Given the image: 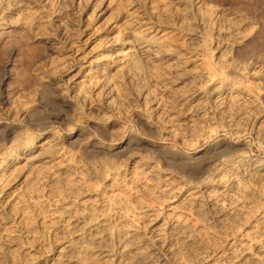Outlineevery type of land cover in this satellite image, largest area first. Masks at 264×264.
I'll return each mask as SVG.
<instances>
[{"label":"rangeland","instance_id":"rangeland-1","mask_svg":"<svg viewBox=\"0 0 264 264\" xmlns=\"http://www.w3.org/2000/svg\"><path fill=\"white\" fill-rule=\"evenodd\" d=\"M0 184V264H264V0H0Z\"/></svg>","mask_w":264,"mask_h":264},{"label":"bare ground","instance_id":"bare-ground-1","mask_svg":"<svg viewBox=\"0 0 264 264\" xmlns=\"http://www.w3.org/2000/svg\"><path fill=\"white\" fill-rule=\"evenodd\" d=\"M123 24H125V23H123ZM135 25H136V24H135ZM137 25H138V24H137ZM157 27H158V26H157ZM129 29H130V28H129ZM130 30H132V29H130ZM163 31H164V30H163ZM160 33H161V32H160ZM150 34H151V33H150ZM154 34H155V33H154ZM130 36H131V35H130ZM143 36H144V35H143ZM147 37H148V36H147ZM134 38H135V37H134ZM135 39H136V38H135ZM126 40H127V39H126ZM136 42H137V41H136ZM138 44H139V43H138ZM126 45H127V44H126ZM124 46H125V45H124ZM136 46H137V45H136ZM151 46H152V45H151ZM118 47H119V46H118ZM135 48H136V47H135ZM145 48H146V47H145ZM129 49H130V48H129ZM136 49H137V48H136ZM138 49H139V48H138ZM138 49H137V50H138ZM143 49H144V48H143ZM151 49H152V48H151ZM140 50L142 51L141 48H140ZM156 51H157V50H156ZM121 53H122V52H121ZM139 53H140V52H139ZM106 54H107V53H106ZM112 54H113V53H112ZM127 54H128V53H127ZM115 57H116V55H115ZM121 58H123V57H121ZM108 59H109V58H108ZM119 60H120V59H119ZM126 60H127V59H126ZM110 62H111V61H110ZM128 62H129V61H128ZM102 63H103V62H102ZM99 64H100V63H99ZM103 64H104V63H103ZM119 64H120V63H119ZM117 65H118V64H117ZM98 68L101 69L102 66H101V68H100V67H98ZM37 146H38V145H37ZM93 148H94V147H93ZM26 149H28V148H26ZM36 149H37V148H36ZM33 150H34V149H33ZM27 151H28V150H27ZM41 151H42V150H41ZM86 151H87V150H86ZM26 153H27V152H26ZM101 153H102V152H101ZM26 155H27V154H26ZM18 156H19V155H18ZM31 156H32V155H31ZM19 157H20V156H19ZM24 157H25V156H24ZM44 157H45V156H44ZM45 158H46V157H45ZM45 158H44V159H45ZM13 160H14V159H13ZM23 160H24V159H23ZM178 160H179V159H178ZM254 160H255V159H254ZM33 161H35V160H33ZM179 161H180V160H179ZM241 161H242V160H241ZM38 162H39V161H38ZM38 162H37V163H38ZM40 162H41V161H40ZM181 162H183V161H181ZM18 163H19V162H18ZM37 163H36V164H37ZM41 163H42V162H41ZM47 163H48V162H47ZM47 163H46V164H47ZM172 163H173V162H172ZM256 163H257V162H256ZM12 164H13V163H12ZM34 164H35V162H34ZM42 164H43V163H42ZM44 164H45V163H44ZM48 164H49V163H48ZM177 164H179V163H177ZM238 164H239V163H238ZM5 165H6V164H5ZM239 165H240V164H239ZM52 166H53V165H52ZM55 166H56V165H55ZM14 167H15V165H14ZM26 167H27V166H26ZM28 167H29V166H28ZM186 167H187V166H186ZM230 167H231V166H230ZM5 168H6V167H5ZM11 168H12V167H11ZM11 168H10V169H11ZM51 168H52V167H51ZM53 168H54V167H53ZM111 168H112V167H111ZM224 168H225V167H224ZM237 168H238V167H237ZM237 168H236V170H237ZM229 169H230V168H229ZM233 169H234V167H233ZM7 170H8V169H7ZM59 170H60V169H59ZM59 170H58V171H59ZM230 170H231V169H230ZM56 171H57V170H56ZM187 171H188V170H187ZM221 171H222V170H221ZM247 171H248V170H247ZM26 172H27V171H26ZM222 172H223V171H222ZM233 172H234V171H233ZM72 173H73V172H72ZM83 173H84V172H83ZM200 173H201V172H200ZM200 173H199V174H200ZM229 173H230V172H229ZM235 173H236V172H235ZM51 174H53V173H51ZM51 174H50V175H51ZM62 174H63V173H62ZM219 174H220V173H219ZM226 174H227V173H226ZM251 174H252V172H251ZM194 175H195V174H194ZM201 175H202V174H201ZM220 175H221V174H220ZM228 175H229V174H228ZM8 176H9V175H8ZM229 176H230V175H229ZM249 176H250V175H249ZM223 177H224V176H223ZM230 177H231V176H230ZM236 177H237V176H236ZM221 179H222V178H221ZM229 179H230V178H229ZM229 179H228V180H229ZM207 180H208V179H207ZM231 180H232V179H231ZM234 180H235V178H234ZM224 181H225V180H224ZM226 181H227V180H226ZM52 182H53V181H52ZM207 182H208V181H207ZM217 182H218V181H217ZM225 183H226V182H225ZM69 184H70V183H69ZM82 184H83V183H82ZM222 184H223V183H222ZM239 184H240V183H239ZM0 185H1V184H0ZM74 185H75V184H74ZM223 185H225V184H223ZM240 185H241V184H240ZM72 186H73V185H72ZM216 186H217V185H216ZM236 186H237V185H236ZM243 186H244V185H243ZM221 187H222V186H221ZM259 187H260V186H259ZM234 188H235V187H234ZM84 189H85V188H84ZM87 189H88V188H87ZM242 190L244 191V188H243V187H242ZM66 191H67V190H66ZM69 191H71V190H69ZM72 191H73V188H72ZM103 191H104V190H103ZM237 191H238V190H237ZM56 192H57V191H56ZM241 192H242V191H241ZM244 192H246V190H245ZM49 193H50V192H49ZM69 193H70V192H69ZM72 193H73V192H72ZM230 193H231V192H230ZM236 193H237V192H236ZM236 193L234 192V194H236ZM84 194H85V193H84ZM244 194H245V193H244ZM246 194H247V192H246ZM89 195H90V194H89ZM95 195H96V194H95ZM238 195H239V194H238ZM249 195H250V194H249ZM15 196H16V195H15ZM114 196H115V195H114ZM230 196H231V195H230ZM233 196L235 197V195H233ZM112 197H113V195H112ZM236 197H237V196H236ZM239 197H240V195H239ZM47 198H48V197H47ZM229 198H230V197H229ZM231 198H232V197H231ZM241 198H242V196H241ZM249 198H250V197H249ZM51 199H52V198H51ZM106 199H107V198H106ZM109 199H110V198H109ZM190 200H191V199H190ZM198 200H199V199H198ZM219 200H220V199H219ZM223 200H224V199H223ZM223 200H222V202H223ZM228 200H230V199H228ZM233 200H234V199H233ZM235 200H236V198H235ZM103 201H104V200H103ZM116 201H118V200H116ZM79 202H80V201H79ZM100 202H101V201H100ZM69 203H70V201H69ZM103 203H105V202H103ZM116 203H117V202H116ZM53 204H54V203H53ZM64 204H65V203H64ZM101 205H102V203H101ZM101 205H100V207H102ZM105 205H106V204H105ZM108 205H109V204H108ZM221 205H222V204H221ZM224 205H225V204H224ZM53 206H54V205H53ZM57 206H58V205H57ZM129 206H130V205H129ZM227 206H228V205H227ZM58 207H59V206H58ZM88 207H89V206H87V208H88ZM110 207H112V204H111ZM122 207H123V206H122ZM189 207H190V206H189ZM63 209H64V208H63ZM112 209H113V207L111 208V210H112ZM139 209H140V208H139ZM68 210H69V209H68ZM107 210H108V208H107ZM115 210H116V209H115ZM52 211H54V210H52ZM78 211H79V210H78ZM97 211H98V210H97ZM148 211H149V210H148ZM190 211H191V210H190ZM236 211H237V210H236ZM64 212L66 213V212H68V211H64ZM64 212H63V213H64ZM89 212H91V211L89 210ZM229 212H230V211H229ZM118 213H119V211H118ZM141 213H142V212H141ZM180 213H181V212H180ZM227 213H228V212H227ZM48 214H49V213H48ZM69 214H70V212H69ZM81 214H82V213H81ZM86 214H87V213H86ZM86 214H85V215H86ZM183 214H185V213H183ZM66 215H68V214H66ZM74 215H75V214H74ZM83 215H84V213L82 214V216H83ZM146 215H147V214H146ZM49 216H50V215H49ZM63 216H64V215H63ZM86 216H87V215H86ZM88 216H89V215H88ZM98 216H99V215H98ZM108 216H109V215H108ZM111 216H112V215H111ZM148 216H149V215H148ZM58 217H59V216H58ZM66 217H67V216H66ZM52 218H53V217H52ZM52 218H51V219H52ZM61 218H62V217H61ZM110 218H111V217H110ZM56 219H57V218H56ZM86 219H87V218H86ZM183 219H185V218H183ZM108 220H109V219H108ZM147 220H148V219H147ZM191 220H192V219H191ZM50 221H52V220H50ZM61 221H62V220H61ZM61 221H60V222H61ZM65 221H66V219H65ZM100 221H101V220H100ZM102 221H103V220H102ZM106 221H107V220H106ZM111 221H112V220H111ZM142 221H143V220H142ZM148 221H149V220H148ZM182 221H183V220H182ZM58 222H59V221H58ZM60 222H59V223H60ZM103 222H104V221H103ZM63 223H64V222H63ZM155 223H156V222H155ZM168 223H169V222H168ZM168 223H167V224H168ZM180 223H181V221H180ZM156 224H158V223H156ZM104 225H105V224H104ZM109 225H110V224H109ZM52 226H53V225H52ZM71 226H72V225H71ZM102 226H103V225H101V228H102ZM157 226H158V225H157ZM92 227H93V226H92ZM160 227H162V226H160ZM185 227H186V226H185ZM61 228H62V226H61ZM77 228H78V227H77ZM88 228H89V227H88ZM103 228H105V227H103ZM132 228H133V227H132ZM59 229H60V228L58 227V230H59ZM68 229H69V228H68ZM105 229H106V228H105ZM72 230H73V229H72ZM95 230H96V229H95ZM101 230H102V229H101ZM101 230H100V231H101ZM168 230H169V229H168ZM52 231H53V230H52ZM60 231H61V229H60ZM62 231H63V230H62ZM68 231H69V230H68ZM88 231H89V230H88ZM92 231H93V230H92ZM106 231H107V230H106ZM115 231H116V230H115ZM155 231H156V229H155ZM155 231H154V232H155ZM164 231H165V230H164ZM173 231H174V229H173ZM69 232H70V231H69ZM93 232H94V231H93ZM120 232H121V231H120ZM165 232H166V231H165ZM176 232H177V231H176ZM62 233H63V232H62ZM75 233H76V232H75ZM126 233H127V232H126ZM157 233H160V230H159V232L157 231ZM69 234H70V233H69ZM116 234H117V233H116ZM122 234H123V233H122ZM169 234H170V233H169ZM169 234H168V235H169ZM81 235H82V234H81ZM81 235H80V236H81ZM87 235H89V233H87ZM87 235H86V237H87ZM118 235H119V234H118ZM123 235H125V233H124ZM163 235H164V234H163ZM51 236H52V235H51ZM157 236H158V235H157ZM170 236H171V235H170ZM69 237H70V236H69ZM160 237H161V239H162V236H161V235H160ZM76 238H77V237H76ZM105 238H106V237H105ZM120 238H121V237H120ZM128 238H131V237H128ZM256 238H257V237H256ZM73 239H74V238H73ZM82 239H84V238H82ZM82 239H81V240H82ZM125 239H126V238H125ZM178 239H180V238H178ZM257 239H258V238H257ZM71 240H72V239H71ZM81 240H80V242H82ZM88 240H89V238L87 239V241H88ZM128 240H129V239H128ZM174 240H175V239H174ZM232 240H233V239H232ZM75 241H77V240H75ZM93 241H94V240H93ZM78 242H79V240H78ZM116 243H117V242H116ZM127 243H128V241H127ZM139 243H140V242H138V244H139ZM143 243L146 244V242H143ZM172 243H173V242H172ZM81 244H83V243H81ZM81 244H80V245H81ZM86 244H87V243H86ZM88 244H91V243L89 242ZM96 244H98V242H97ZM122 244H123V243H122ZM128 244H130V243H128ZM166 244H167V243H166ZM84 245H85V244H84ZM91 245H92V244H91ZM107 245H108V243H107ZM111 245H112V244H111ZM131 245H132V244H131ZM134 245H135V244H134ZM160 245H161V244H160ZM171 245H172V244H171ZM253 245H254V244H253ZM62 246H64V245L62 244ZM122 246H123V245H122ZM122 246H120V247H122ZM141 246H142V245H141ZM141 246H140V247H141ZM167 246H168V245H167ZM231 246H232V245H231ZM257 246H258V245H257ZM260 246H261V245H260ZM70 247H71V246H70ZM109 247H110V246H109ZM124 247H125V246H124ZM165 247H166V246H165ZM171 247H172V246H171ZM236 247H237V246H236ZM254 247H255V245H254ZM75 248H76V247H75ZM77 248H78V247H77ZM79 248H80V247H79ZM138 248H139V246H138ZM141 248H142V247H141ZM163 248H164V247H163ZM62 249H63V248H62ZM135 249H136V248H135ZM245 249H246V247H245ZM78 250H79V249H78ZM81 250H82V249H81ZM98 250H99V249H98ZM139 250H140V249H139ZM141 250H142V249H141ZM145 250H146V248H145ZM173 250H174V249H173ZM67 251H69V250H67ZM72 251H73V250H71V251H69V252L71 253ZM84 251H85V250H84ZM115 251H116V250H115ZM76 252H77V251H76ZM76 252H75V253H76ZM90 252H91V251H90ZM95 252H96V251H95ZM79 253H80V252H79ZM81 253L84 254V252H81ZM100 253H101V252H100ZM100 253H99V254H100ZM105 253H106V252H105ZM142 253H143V252H142ZM67 254H68V253H67ZM92 254H93V252H92ZM92 254H91V255H92ZM95 254H97V252L94 253V255H95ZM138 254H139V253H138ZM140 254H141V253H140ZM146 254H148V253H146ZM223 254H224V253H223ZM246 254H247V253H246ZM249 254H250V253H249ZM249 254H248V255H249ZM64 255H65V254H64ZM73 255H74V254H73ZM78 255L81 256V254H78ZM128 255H129V254H128ZM45 256H46V255H45ZM76 256H77V255H76ZM88 256H89V255H88ZM100 256H101V255H100ZM139 256H140V255H139ZM139 256H138V257H139ZM229 256H230V255H229ZM60 257H61V256H60ZM82 257H83V256H82ZM138 257H137V258H138ZM224 257H225V256H224ZM63 258H64V257H63ZM66 258H67V257H66ZM69 258H70V257H69ZM89 258H90V256H89ZM97 258H98V257H97ZM102 258H103V257H102ZM102 258H100L99 260H101ZM104 258H105V256H104ZM104 258H103V259H104ZM128 258H129V256H128ZM144 258H145V257H144ZM144 258H142V259H144ZM146 259H147V258H146ZM146 259H145V260H146ZM223 259H224V258H223ZM66 260H67V259H66ZM88 260H89V259H88ZM99 260H98V261H99ZM139 260H141V258H140ZM46 261H47V260H46ZM229 261H230V260H229ZM229 261H228V263H229ZM66 262H67V261H66ZM117 262H118V261H117ZM141 262H142V261H141ZM226 262H227V261H226ZM233 262H234V261H233ZM35 263H36V262H35ZM46 263H47V262H46ZM107 263H108V262H107ZM249 263H250V262H249ZM70 264H71V263H70ZM72 264H73V263H72ZM123 264H124V263H123ZM221 264H222V263H221ZM242 264H243V262H242Z\"/></svg>","mask_w":264,"mask_h":264}]
</instances>
